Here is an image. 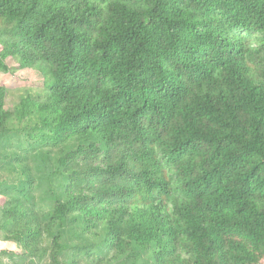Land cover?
Instances as JSON below:
<instances>
[{
  "label": "trees",
  "instance_id": "trees-1",
  "mask_svg": "<svg viewBox=\"0 0 264 264\" xmlns=\"http://www.w3.org/2000/svg\"><path fill=\"white\" fill-rule=\"evenodd\" d=\"M10 61L8 263L264 264V0H0Z\"/></svg>",
  "mask_w": 264,
  "mask_h": 264
},
{
  "label": "rangeland",
  "instance_id": "rangeland-1",
  "mask_svg": "<svg viewBox=\"0 0 264 264\" xmlns=\"http://www.w3.org/2000/svg\"><path fill=\"white\" fill-rule=\"evenodd\" d=\"M252 40H255L258 38L255 35H251ZM9 65H11V74L7 75H1L0 74V86H4L8 88L10 91H14L16 97L21 93L24 89H30L33 92H37L41 90V79L37 75L35 71L32 70H19L17 67L12 63V61L9 62ZM11 98L9 97L7 99V105H10ZM3 200V198L0 196V202ZM0 252H15L18 253L19 250L11 244V243H4L0 242ZM0 261L5 264L8 263V258L6 256H0Z\"/></svg>",
  "mask_w": 264,
  "mask_h": 264
}]
</instances>
